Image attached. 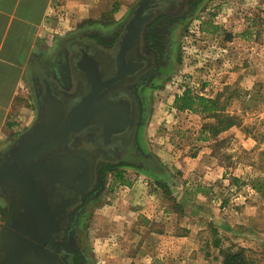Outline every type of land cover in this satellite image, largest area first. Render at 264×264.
<instances>
[{"label":"rangeland","instance_id":"rangeland-1","mask_svg":"<svg viewBox=\"0 0 264 264\" xmlns=\"http://www.w3.org/2000/svg\"><path fill=\"white\" fill-rule=\"evenodd\" d=\"M126 1L130 5L139 0H97V18L105 20L108 11L116 14V21ZM258 4L253 9L254 0H203L191 23L177 26L171 64L147 99L141 143L149 160L124 170L127 181L146 188L139 210L154 218L146 227L138 221L125 234L126 253L121 235L112 251L108 242H98V220L91 221V264H138L150 258L151 264H221L222 256L212 246L213 231L223 248L243 247L255 264H264V198L251 186L264 179V7ZM111 5L118 9L111 12ZM99 20L83 24L88 33L76 38L87 40V35L104 30ZM207 22L217 30L211 32ZM204 27L210 31L202 32ZM186 89L209 98L220 94L222 102L228 101L226 113L241 125L203 141L200 132L208 121L173 108L174 98ZM157 182L170 185L184 215L172 211ZM120 187L113 192L121 194ZM110 196L108 192L94 216L115 217L116 233L122 234L124 211L120 201L110 204ZM149 228L177 237L163 239Z\"/></svg>","mask_w":264,"mask_h":264},{"label":"flooded vegetation","instance_id":"flooded-vegetation-1","mask_svg":"<svg viewBox=\"0 0 264 264\" xmlns=\"http://www.w3.org/2000/svg\"><path fill=\"white\" fill-rule=\"evenodd\" d=\"M141 1L130 9L124 24L115 26L110 33L104 34L99 31L87 35L85 37L87 40L79 36L63 44L58 60L59 66L56 69L48 64L41 67L38 77L39 90L37 94L35 93L38 96L36 97L38 121L47 110L48 102L45 95L47 82L50 83L53 94L62 100L68 111L78 102V97L72 96L74 94L79 96L89 89L85 76L81 82L75 76L78 72L74 67V59L79 53L73 52L72 43L78 39H83L85 42L82 43L88 46L96 57L103 80L116 75L117 57L125 27ZM202 1L154 0L147 10L146 15L150 18L126 55L127 65L138 64L139 67L125 79L106 88L101 96L102 99L114 103L129 102L132 105L134 126L106 141L104 128L96 125L73 135L63 146L62 153L75 151L88 160L87 175L83 171L80 175L90 177V180L82 189H67L60 185L49 189L52 209L60 215L62 224L59 232L50 238L46 248L58 257V263L88 264L90 259L86 243L88 225L95 206L109 189L111 178L124 173L126 167L142 166L149 160L141 143L142 129L149 113L147 99L154 91L155 82L166 75L171 64L172 51L176 46L177 26L182 22L191 23L198 15L199 4ZM77 85H81L79 90ZM18 144L19 142L15 148ZM3 192H10L13 195L11 218L15 194L9 189L0 188V193Z\"/></svg>","mask_w":264,"mask_h":264},{"label":"water","instance_id":"water-1","mask_svg":"<svg viewBox=\"0 0 264 264\" xmlns=\"http://www.w3.org/2000/svg\"><path fill=\"white\" fill-rule=\"evenodd\" d=\"M153 1L142 0L126 25L117 57L118 71L113 78L102 79L96 57L82 43L84 40L72 43L73 52L79 53L74 59L78 72L75 76L79 82L85 76L89 89L72 96L78 97V102L68 111L47 82L46 113L14 152L0 159V188L15 194L13 214L0 233V264H60L58 257L46 248L62 224L60 215L52 209L49 189L55 185L82 189L90 180L80 175L82 171L87 175L88 160L75 151L62 153V148L73 135L96 125L104 128L106 141L134 126L129 102L114 103L101 96L106 88L139 67L127 65L126 55L149 20L146 12Z\"/></svg>","mask_w":264,"mask_h":264},{"label":"crops","instance_id":"crops-1","mask_svg":"<svg viewBox=\"0 0 264 264\" xmlns=\"http://www.w3.org/2000/svg\"><path fill=\"white\" fill-rule=\"evenodd\" d=\"M258 1L254 0L256 5L253 9H256ZM99 3L97 0H0V158L14 152L17 143L38 121L36 103L38 96L35 93L37 94L39 90L38 77L41 67L48 64L56 69L59 66L58 60L63 44L74 39V36L77 37L76 35L88 33L81 28L83 24L100 19L98 23L106 26L100 32L108 34L115 26L124 24L130 9L136 4L134 2L129 5V2H124V13L114 21L113 17L116 14H108V11L100 12L105 14V20H102V16L97 18L99 17L97 11L101 7ZM259 4L260 7H264L261 1ZM224 6L227 7V5ZM110 8L113 12L112 5ZM108 16L111 18L108 19ZM120 174L124 179V173ZM119 185L122 192L117 195L114 193V187ZM145 189L137 183L130 182V185H124L117 182L116 177L111 178L109 189L103 199L110 192V204L120 201L118 206L124 211L123 233H116L117 219L115 217L102 220L94 216L98 207L103 204V199L95 206L94 214L89 222L90 225L91 221L98 220L99 229L94 233L98 242L102 240L109 243L108 251L113 250L115 238L121 235L120 241L123 242L122 248L124 247V253H126L129 247L126 248L124 244L127 241L125 234L132 230V226L138 221L146 227L142 219L149 221L154 218V215H146L139 210V203L144 201L142 196L145 194ZM12 205L13 195L10 192L0 193V233L9 221ZM140 214L144 215L140 216ZM89 234L90 232L86 234L88 235L87 247L91 242ZM159 235H162L163 239H173L176 236L167 230L165 234ZM182 239L185 238L182 237ZM166 250L170 248L166 247ZM108 256L111 257V254ZM124 258L125 261L129 260L126 255ZM90 259L88 264L92 262ZM109 263L113 264L111 260ZM122 264H125L124 261ZM138 264H151V258L142 259L138 261Z\"/></svg>","mask_w":264,"mask_h":264},{"label":"trees","instance_id":"trees-1","mask_svg":"<svg viewBox=\"0 0 264 264\" xmlns=\"http://www.w3.org/2000/svg\"><path fill=\"white\" fill-rule=\"evenodd\" d=\"M118 9L115 8V12ZM210 23H206L208 27ZM211 32H215L217 29L210 25ZM209 28H202V32L209 30ZM228 101L225 103L221 101V95H217L215 98L204 97L192 93L189 90L183 91L177 95L173 100V108L179 112H192L194 114L202 116L208 123H205L203 129L200 132V138L203 141H207L212 137H217L223 132L228 131L233 127L241 125V122L235 117L226 113ZM116 180L120 184L130 185L127 181L124 172V179L121 174L116 175ZM159 189L163 192L164 201L168 202L172 207V211L178 215H184L185 211L183 206L174 197L170 185L167 183L157 182ZM252 188L264 198V179H258L253 181ZM200 191L199 189L197 192ZM145 224H149L147 219H142ZM150 232L162 234L161 232L154 231L150 228ZM215 239L212 246L219 250L222 256L221 264H255L254 260L248 255L247 249L243 247L231 246L228 248L222 247V239L218 237L217 231H213ZM177 236V235H176Z\"/></svg>","mask_w":264,"mask_h":264}]
</instances>
